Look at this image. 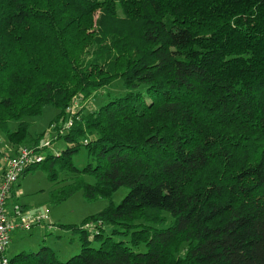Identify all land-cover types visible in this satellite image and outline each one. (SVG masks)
<instances>
[{
    "label": "trees",
    "instance_id": "16d2710c",
    "mask_svg": "<svg viewBox=\"0 0 264 264\" xmlns=\"http://www.w3.org/2000/svg\"><path fill=\"white\" fill-rule=\"evenodd\" d=\"M118 81L126 93L106 95ZM49 105L58 131L70 115L67 146L24 175L45 170L56 204L79 190L110 202L63 226L81 233L78 255L41 245L10 264H264V0H0L12 147L39 146L25 119Z\"/></svg>",
    "mask_w": 264,
    "mask_h": 264
},
{
    "label": "rangeland",
    "instance_id": "374dc122",
    "mask_svg": "<svg viewBox=\"0 0 264 264\" xmlns=\"http://www.w3.org/2000/svg\"><path fill=\"white\" fill-rule=\"evenodd\" d=\"M114 88L118 89L119 96L126 93L121 81L114 83L113 87L111 86L107 88L104 92L106 95L109 92L113 95L117 92ZM104 98L105 97L102 95H97L93 99L87 101L82 98H78L76 102H73L71 105V111L68 112L70 115H75L83 107H88L89 109L87 111L92 110L91 107L100 105L104 101ZM59 111V108L49 105L44 108L39 116L25 119L30 123V141H32L33 138L36 139L39 137L38 145L40 148L44 146L45 142H52L51 147L42 152L43 155L48 153L58 154L67 146L64 137H58V132H60L61 136L63 132L67 131V127L70 126L72 122H70L69 115L65 121L61 120L59 122V131L55 129V127L52 126V122L58 116ZM17 125L18 122L16 121H12L9 124L11 130H15ZM20 147L26 146L21 145L19 147H12L8 142V137L6 134L0 132L1 151H6L7 154H10V149L14 148V153L17 154V151ZM15 149H17V151H15ZM14 153H12V155H14ZM14 156L10 157V159H12ZM87 162L88 152L85 148H82L79 154L75 156L74 163L76 164V167L83 168ZM88 181L94 182V179L92 177H88ZM54 188V183L48 179V173L41 168L28 171L27 174L22 176L20 181L15 185V197H19V200L16 201V199H14L10 203L11 206L16 204V202L20 203L21 205H31L34 208L31 209L33 214L44 213L45 211H48L50 213L53 225H49V223L45 222L44 224L35 227L32 231L23 230L17 232L13 236L10 250L7 252L9 257H12L15 253L18 254L21 251L36 252L41 245H46L56 252L60 261L65 262L69 260L81 252V233L72 230L71 227L65 228L63 226L82 225L87 218L103 211L110 202L107 199L88 201L84 197L83 190H79L72 198L56 204L53 202L51 196ZM127 193L128 189L126 187H122L117 192H115L113 194V201L115 205L120 204ZM164 214L169 218L167 222L168 225L171 222V216L167 212H164ZM111 231V226H105L106 234H109ZM141 250L145 251L146 249L142 248Z\"/></svg>",
    "mask_w": 264,
    "mask_h": 264
},
{
    "label": "built area",
    "instance_id": "2783aa9c",
    "mask_svg": "<svg viewBox=\"0 0 264 264\" xmlns=\"http://www.w3.org/2000/svg\"><path fill=\"white\" fill-rule=\"evenodd\" d=\"M68 110L71 111L70 108ZM51 145L52 142L47 141L42 148L39 146L37 148L20 147L17 154L8 161L3 171L0 181V264H10L7 252L12 243L14 232L19 230L30 231L33 227L45 222L51 223L48 211L33 214L31 211H25L18 203L13 205L10 212L8 211V202L15 194V185L30 165L40 163L43 160V154L39 151L48 149ZM97 224L102 225V222L98 221ZM94 225V223H90L87 228H92Z\"/></svg>",
    "mask_w": 264,
    "mask_h": 264
},
{
    "label": "crops",
    "instance_id": "0c3cea01",
    "mask_svg": "<svg viewBox=\"0 0 264 264\" xmlns=\"http://www.w3.org/2000/svg\"><path fill=\"white\" fill-rule=\"evenodd\" d=\"M15 151H17V150H15ZM12 153H14V149H10V154H7L6 153V151H1L0 150V181H1V179H2V176H3V171H4V169L6 168V166H7V164H8V161H9V159H10V157H12V156H14L16 153H14V155H12ZM25 176V175H24ZM15 195H16V193L11 197V199L9 200V202H8V211L10 212L11 210H12V207L13 206H11V202L14 200V199H16V201L17 200H19V197L18 198H16L15 197ZM15 201V202H16ZM17 203V202H16ZM18 204H20V203H18ZM21 205V204H20ZM22 206V208L25 210V211H31V209H34L33 208V206H31V205H25V204H23V205H21ZM51 217V216H50ZM49 225H53V223H52V221H51V223L49 224ZM35 227H37V226H35ZM35 227H33L32 228V230L35 228ZM32 230H30V231H32ZM20 231H23V230H19V231H16V232H14L13 233V236L17 233V232H20ZM13 236H12V241H13ZM12 244V243H11ZM11 246V245H10ZM8 250H10V247H9V249ZM22 252V251H21ZM20 253V252H19ZM18 253V254H19ZM15 255H17V253H15L13 256H15ZM7 256H8V253H7ZM12 256V257H13ZM9 257V256H8ZM9 258H11V257H9Z\"/></svg>",
    "mask_w": 264,
    "mask_h": 264
}]
</instances>
